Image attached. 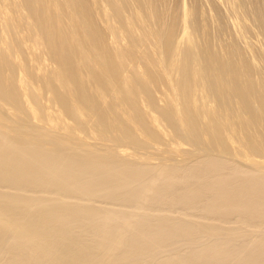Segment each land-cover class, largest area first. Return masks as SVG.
Masks as SVG:
<instances>
[{
    "label": "bare ground",
    "instance_id": "bare-ground-1",
    "mask_svg": "<svg viewBox=\"0 0 264 264\" xmlns=\"http://www.w3.org/2000/svg\"><path fill=\"white\" fill-rule=\"evenodd\" d=\"M0 264H264V0H0Z\"/></svg>",
    "mask_w": 264,
    "mask_h": 264
},
{
    "label": "rangeland",
    "instance_id": "rangeland-1",
    "mask_svg": "<svg viewBox=\"0 0 264 264\" xmlns=\"http://www.w3.org/2000/svg\"><path fill=\"white\" fill-rule=\"evenodd\" d=\"M122 210L125 211V209H122ZM232 225H233V224H232ZM253 230L257 231V229H253ZM191 246H192V245H190V244H184V246H182V249H183L184 251H189V249H190Z\"/></svg>",
    "mask_w": 264,
    "mask_h": 264
}]
</instances>
